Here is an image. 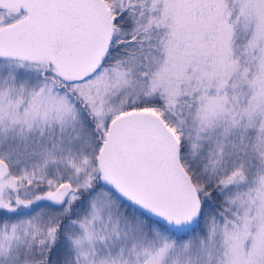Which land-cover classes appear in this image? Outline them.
Listing matches in <instances>:
<instances>
[{"label": "snow or ice", "instance_id": "1", "mask_svg": "<svg viewBox=\"0 0 264 264\" xmlns=\"http://www.w3.org/2000/svg\"><path fill=\"white\" fill-rule=\"evenodd\" d=\"M0 264H264V0H0Z\"/></svg>", "mask_w": 264, "mask_h": 264}]
</instances>
